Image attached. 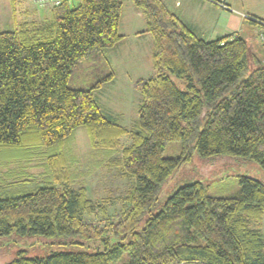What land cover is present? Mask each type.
<instances>
[{"label":"trees","instance_id":"16d2710c","mask_svg":"<svg viewBox=\"0 0 264 264\" xmlns=\"http://www.w3.org/2000/svg\"><path fill=\"white\" fill-rule=\"evenodd\" d=\"M130 1L145 22L137 34L152 39L154 74L134 83L141 102L132 143L113 157L127 130L102 112L93 95L113 79L111 68L90 86L85 76L84 88L69 83H82L76 75L81 62L108 63L104 51L122 40L121 0L33 5L43 11L42 18L20 24L18 0H8L14 24L0 32V158L41 157L54 176L34 190L0 194V238L78 237L100 241L103 248L34 258L19 253L7 264H111L124 253L128 264H264V184L251 177L239 176V190L229 197L210 196L200 181L182 186L138 229L163 183L194 151L204 159L241 157L264 170V69L246 75L248 48L242 37L206 41L163 0ZM261 47L264 52V39ZM78 127L103 162L133 182L123 199L127 208L115 222L85 219L92 202L84 190L71 189L62 172ZM170 143L179 145L173 158L164 156Z\"/></svg>","mask_w":264,"mask_h":264},{"label":"rangeland","instance_id":"374dc122","mask_svg":"<svg viewBox=\"0 0 264 264\" xmlns=\"http://www.w3.org/2000/svg\"><path fill=\"white\" fill-rule=\"evenodd\" d=\"M121 2L119 33L126 37L113 50L103 53L108 62L105 66L100 67L96 66L98 63L83 61L77 67V74L75 73L82 83L73 79L69 83L70 87L84 88V76L87 78V86H90L112 71L113 79L104 83L100 89L94 90L93 95L102 112L116 119L117 124L127 130V134L119 138L117 154L113 157H119L120 152L132 143L137 108L141 102L140 91L134 83L138 79L154 74L148 47L147 49L144 45L139 47L129 38L133 29L129 26L132 16L131 1L121 0ZM76 4L77 0H70L71 6ZM236 4L238 7H249L255 11L264 6V0H237ZM41 16H43L42 10L37 11L33 8V4L26 0H18L16 23L37 21L42 18ZM13 24L8 0H0V32L12 30ZM250 29L252 32L245 37L248 48L246 75L255 68L264 69V52L260 37L264 28L250 26ZM94 72L96 73L90 76ZM170 77L183 88V82L173 76ZM80 84H83V87ZM178 154L179 145L177 143L168 144L164 150V156L168 158L176 157ZM66 155L62 172L68 177L67 184L74 191L84 190L86 198L92 202L94 207L91 214L84 213V218L100 225L115 222L127 208L123 199L133 186V182L122 177L118 168L109 166L107 161L103 162V156L95 153L83 127L74 130L73 141ZM2 159L0 158V194L31 191L44 185V181L54 176L52 170L47 171L45 160L41 157L29 158L26 161L13 158L8 159L9 161L4 159L5 162H3ZM9 172H13V175H7ZM239 176L251 177L264 184V170L252 160L229 155L204 159L194 151L191 160L177 168L163 183L155 205L150 213L143 216L138 229L144 226L147 218L162 208L167 198L178 188L200 181L207 185L210 196L229 197L239 190L237 182ZM65 181L56 180L55 183H65ZM252 225L255 227L256 223ZM261 233L264 238V218L261 223ZM107 237L110 242H113L111 232L107 234ZM102 248L100 241H85L78 237L63 239L57 236L19 237L11 235L0 238V264H7L19 253H22L24 257L34 258L46 257L54 252L94 253L101 251ZM128 262V254L124 253L119 260L111 264H128Z\"/></svg>","mask_w":264,"mask_h":264},{"label":"crops","instance_id":"0c3cea01","mask_svg":"<svg viewBox=\"0 0 264 264\" xmlns=\"http://www.w3.org/2000/svg\"><path fill=\"white\" fill-rule=\"evenodd\" d=\"M163 1L172 13H174L183 23H185L190 29H192L206 41H213L224 37L230 39L235 36L242 37L245 40V37L248 35V33L252 32L250 26H256L260 28L258 25H251L246 17L264 19V6L257 8V10L255 11H252L249 7H238V5L236 4L237 0H224V3L230 7L231 11L222 10L210 0ZM33 8L35 9V7ZM131 8L132 16L130 17L129 26H132L133 29L130 37H128L135 45H138L139 47H143L144 45L146 49L148 47L151 58V37L148 34L144 33L137 34L143 31L145 28L143 15L138 10H136L133 5ZM125 37L122 36V40ZM115 46H117V44ZM114 47L105 50L104 54L109 50H113Z\"/></svg>","mask_w":264,"mask_h":264},{"label":"built area","instance_id":"2783aa9c","mask_svg":"<svg viewBox=\"0 0 264 264\" xmlns=\"http://www.w3.org/2000/svg\"><path fill=\"white\" fill-rule=\"evenodd\" d=\"M31 4L38 8H45V7H56L61 4L62 0H28ZM212 3L216 4L218 7H220L224 11H231L230 7H228L224 0L221 1H212ZM248 19H251L252 21L258 23L261 27L264 28V20L247 17ZM261 40L264 39V32L260 34Z\"/></svg>","mask_w":264,"mask_h":264}]
</instances>
